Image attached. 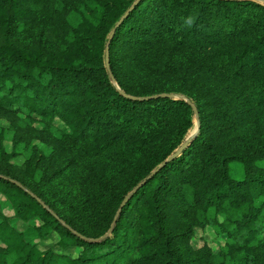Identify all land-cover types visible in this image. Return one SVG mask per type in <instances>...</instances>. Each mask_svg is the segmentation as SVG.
<instances>
[{
	"label": "trees",
	"instance_id": "trees-1",
	"mask_svg": "<svg viewBox=\"0 0 264 264\" xmlns=\"http://www.w3.org/2000/svg\"><path fill=\"white\" fill-rule=\"evenodd\" d=\"M0 121V264H264V0H0Z\"/></svg>",
	"mask_w": 264,
	"mask_h": 264
},
{
	"label": "rangeland",
	"instance_id": "rangeland-1",
	"mask_svg": "<svg viewBox=\"0 0 264 264\" xmlns=\"http://www.w3.org/2000/svg\"><path fill=\"white\" fill-rule=\"evenodd\" d=\"M5 124L6 123L4 121H0V128H3V125H5ZM5 135H6V137L8 139L10 138V132L9 131H6ZM32 143H39V141L37 139H32ZM40 147L44 151L48 152V149H47L46 146L40 144ZM6 148L8 150L10 149V143L6 144ZM18 149L25 154V153L28 152L29 146L25 145L24 142H22V143L19 144ZM21 159H22L21 157H18L15 160L17 162H20ZM230 173L235 178L240 177L241 171H240V168H239V165H238L237 162H231V164H230ZM222 235H218V236L215 235L214 230L212 228H210V227H206L205 229L197 228L195 230V233H194L193 237L191 238L190 242H191L193 247H197V246H199V245H201L203 243V240H207L209 242L211 248L213 249V251H217L219 249L220 244H222L223 241H224V236H222Z\"/></svg>",
	"mask_w": 264,
	"mask_h": 264
},
{
	"label": "water",
	"instance_id": "water-1",
	"mask_svg": "<svg viewBox=\"0 0 264 264\" xmlns=\"http://www.w3.org/2000/svg\"><path fill=\"white\" fill-rule=\"evenodd\" d=\"M136 3V2H135ZM133 3L131 5V7L128 9L130 10L134 4ZM128 13V11L125 13V15ZM105 64H106V67H107V70L110 72V67H109V61H108V49H106V57H105ZM161 96H168V97H180V98H183L182 95L180 94H173V93H165V94H161ZM188 102L191 104L192 108H193V111H194V115H195V126L194 128L190 131V133L187 135V137L185 138V140L183 141V143L180 145V147H178L175 152L173 154H171L165 161H163L155 170L152 171L151 174H153L154 172L158 171L164 164H166L168 161L172 160L173 158H175L185 147L186 145L192 140V138L197 134L198 130H199V119H198V112H197V109L195 107V105H193L189 100ZM150 176V175H149ZM148 178V177H147ZM145 182L142 181L141 183H139V185H137L132 191H130L128 193V195L125 197V199L123 200L121 206L125 203V201L132 195V193L141 185ZM120 212V209L117 211L116 213V216H115V219L113 221V223L115 222L118 214Z\"/></svg>",
	"mask_w": 264,
	"mask_h": 264
}]
</instances>
